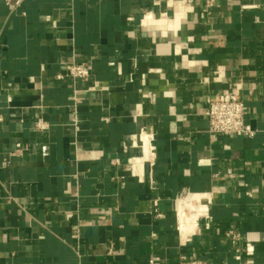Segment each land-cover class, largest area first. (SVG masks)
Instances as JSON below:
<instances>
[{
	"label": "crops",
	"instance_id": "obj_1",
	"mask_svg": "<svg viewBox=\"0 0 264 264\" xmlns=\"http://www.w3.org/2000/svg\"><path fill=\"white\" fill-rule=\"evenodd\" d=\"M209 2L0 0V264H264V0ZM223 94L253 137L209 136Z\"/></svg>",
	"mask_w": 264,
	"mask_h": 264
},
{
	"label": "built area",
	"instance_id": "obj_2",
	"mask_svg": "<svg viewBox=\"0 0 264 264\" xmlns=\"http://www.w3.org/2000/svg\"><path fill=\"white\" fill-rule=\"evenodd\" d=\"M190 1V0H185ZM214 0H210L212 3ZM264 26V24H262ZM67 77L72 80H86L91 74V65L89 63H68L64 64ZM61 75H56V79H61ZM206 109L205 116L208 121V134L210 137L214 138L217 135L225 136H239L245 138H251L254 136L255 132L252 128L245 123L244 113L245 107L243 102L234 94H223L217 98H207L206 99ZM1 121V118H0ZM38 128H43L41 124H37ZM134 158H131L128 164L131 166L135 164ZM262 209H264V203H262ZM152 212L156 218H161L162 214L158 211V201L153 200L152 202ZM199 217L207 218V210L199 214L196 217L194 224L190 227L182 225L178 220V215L176 213V230L179 245H185L191 241L195 229L197 228V220ZM232 240H236L239 236L232 231L227 234ZM246 253H251L250 248H247ZM181 264H203L197 260H188L184 256H179ZM235 259L239 261V257L236 256ZM145 264H163L162 258L159 255H151L147 259Z\"/></svg>",
	"mask_w": 264,
	"mask_h": 264
},
{
	"label": "bare ground",
	"instance_id": "obj_3",
	"mask_svg": "<svg viewBox=\"0 0 264 264\" xmlns=\"http://www.w3.org/2000/svg\"><path fill=\"white\" fill-rule=\"evenodd\" d=\"M151 147H150V144H149V137H148V135H143V137H142V152H143V156L142 157H140V158H136V160H135V169H137L138 167H141V164L144 162V161H149L151 158H152V155L150 154L151 153ZM183 200V199H182ZM193 200V199H192ZM189 205H191L190 203H189ZM198 205H200L199 207H202L200 210H198V212H197V214L195 213V216H194V218H190L189 217V213L187 212V211H185V212H180V213H182V215L180 216V218H181V220L179 219V215H178V212H177V215H178V220L180 221V223L182 224V225H185L186 224V226H188V227H190V226H192L193 224H194V222H195V220H196V217L199 215V214H201V213H203L205 210H206V208H205V206L202 204V203H200V201H199V197H198ZM193 209H195V208H193ZM177 211V210H176ZM191 211V210H190ZM188 213V214H187ZM193 214V213H192ZM188 219V220H187Z\"/></svg>",
	"mask_w": 264,
	"mask_h": 264
}]
</instances>
